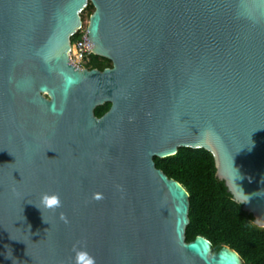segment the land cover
Listing matches in <instances>:
<instances>
[{
    "label": "water",
    "instance_id": "1",
    "mask_svg": "<svg viewBox=\"0 0 264 264\" xmlns=\"http://www.w3.org/2000/svg\"><path fill=\"white\" fill-rule=\"evenodd\" d=\"M88 2L103 70L69 61ZM179 147L264 228V0H0V264H73L78 242L96 264H244L185 241L188 192L153 160Z\"/></svg>",
    "mask_w": 264,
    "mask_h": 264
},
{
    "label": "trees",
    "instance_id": "2",
    "mask_svg": "<svg viewBox=\"0 0 264 264\" xmlns=\"http://www.w3.org/2000/svg\"><path fill=\"white\" fill-rule=\"evenodd\" d=\"M87 7L93 9L90 2ZM86 67L103 70L111 67V61L91 54ZM109 106V102L97 105L94 115L101 116ZM153 160L155 167L178 181L188 192L185 241L201 235L211 242L212 252L227 245L239 253L244 264H264V228L253 223L252 215L232 199L223 181L216 177L214 159L208 150L179 147L175 154L162 158L154 156Z\"/></svg>",
    "mask_w": 264,
    "mask_h": 264
},
{
    "label": "clouds",
    "instance_id": "3",
    "mask_svg": "<svg viewBox=\"0 0 264 264\" xmlns=\"http://www.w3.org/2000/svg\"><path fill=\"white\" fill-rule=\"evenodd\" d=\"M93 199H103L102 193H94ZM41 209H47L55 212L62 207V201L58 193H42L40 199ZM60 218L67 222V218L63 213L60 214ZM73 264H96L95 257L87 250L86 245H82L79 242L73 245Z\"/></svg>",
    "mask_w": 264,
    "mask_h": 264
},
{
    "label": "built area",
    "instance_id": "4",
    "mask_svg": "<svg viewBox=\"0 0 264 264\" xmlns=\"http://www.w3.org/2000/svg\"><path fill=\"white\" fill-rule=\"evenodd\" d=\"M86 26L81 22L78 29L72 35L76 37L73 41L70 40L69 61L79 68H87L90 56L93 54L85 41Z\"/></svg>",
    "mask_w": 264,
    "mask_h": 264
},
{
    "label": "rangeland",
    "instance_id": "5",
    "mask_svg": "<svg viewBox=\"0 0 264 264\" xmlns=\"http://www.w3.org/2000/svg\"><path fill=\"white\" fill-rule=\"evenodd\" d=\"M88 6V3L86 5V7L84 9H82L79 13V16H80V19H81V22L86 26L87 23H88V17H89V14H90V11H92L93 9L92 8H89L87 7Z\"/></svg>",
    "mask_w": 264,
    "mask_h": 264
}]
</instances>
